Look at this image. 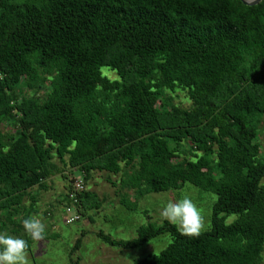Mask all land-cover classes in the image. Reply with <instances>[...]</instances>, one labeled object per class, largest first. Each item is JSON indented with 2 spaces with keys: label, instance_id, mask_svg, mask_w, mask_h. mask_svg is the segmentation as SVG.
<instances>
[{
  "label": "trees",
  "instance_id": "16d2710c",
  "mask_svg": "<svg viewBox=\"0 0 264 264\" xmlns=\"http://www.w3.org/2000/svg\"><path fill=\"white\" fill-rule=\"evenodd\" d=\"M175 94L189 107L174 105ZM263 125L264 0H0L7 218L68 168L69 189L83 185L79 220L100 205L85 186L95 171L122 174L121 189L137 200L190 184L218 197L207 231L189 237L164 220L131 240L102 231L99 239L134 250L170 236L160 254L134 264H261ZM21 224L12 219V232Z\"/></svg>",
  "mask_w": 264,
  "mask_h": 264
},
{
  "label": "rangeland",
  "instance_id": "374dc122",
  "mask_svg": "<svg viewBox=\"0 0 264 264\" xmlns=\"http://www.w3.org/2000/svg\"><path fill=\"white\" fill-rule=\"evenodd\" d=\"M108 74L111 78L115 76L112 73ZM173 102L177 106L189 107L183 94H175ZM3 130L7 133L12 132L11 127L6 125ZM260 141L264 145V125L262 126ZM59 166L61 167V165ZM70 173L68 168L64 174H55L56 177H53L55 183L50 186L52 189L37 196V201L41 204L47 203V201L50 204L47 203V205L41 207L39 217L44 214L45 218L43 219L50 218L52 220L56 215L55 220L59 231H55L58 233L55 236L54 234L53 236L48 234L44 235L42 240L31 241L32 245L30 251H28L29 264H72V262L79 264H134L136 259L158 255L170 243L168 234H162L145 246L134 250L108 245L99 239L98 234L102 231L116 240L134 239L137 237L139 227L147 225V223L161 224L164 221L160 216L162 206L169 200H175L184 194L192 197L205 216V228L202 232L207 231L211 226L212 208L216 199L213 198L210 192L186 184L178 191L152 193L137 200L132 192L121 189L119 181L123 177L122 174L115 176L97 171L92 172L93 176L88 182H85V186L87 187L88 183L91 192L95 193L97 192L94 188L98 189L99 208L87 211L88 214L83 213L78 222L67 225L64 222L66 217L64 205L66 201L63 197L67 193L69 198L74 192L73 189H69L70 184L72 186ZM76 175L78 177L80 174L77 173ZM114 184L117 186H114ZM124 195L127 202L130 201L132 208L129 207L130 203L123 205V202H121L125 198ZM28 199L25 202L26 208H29L30 205ZM53 202L56 205H52ZM50 206L53 209H47ZM45 212L48 218H46ZM7 213V209L0 210V230L12 235V228L15 227L12 225V219L21 223L22 218L27 216V213H19L17 217L14 215V218H7ZM34 213L31 211L29 216ZM235 218V215H230L226 223L233 222ZM78 238H82V244L79 249L74 251L73 247ZM261 264H264V251Z\"/></svg>",
  "mask_w": 264,
  "mask_h": 264
},
{
  "label": "clouds",
  "instance_id": "9594fccd",
  "mask_svg": "<svg viewBox=\"0 0 264 264\" xmlns=\"http://www.w3.org/2000/svg\"><path fill=\"white\" fill-rule=\"evenodd\" d=\"M212 195L214 199H218L215 194ZM160 216L189 237L200 235L205 228V216L188 194L166 202L161 208ZM21 223L25 235L35 241L43 239L45 224L37 215L24 218ZM27 247L25 239L0 230V264H29Z\"/></svg>",
  "mask_w": 264,
  "mask_h": 264
},
{
  "label": "crops",
  "instance_id": "0c3cea01",
  "mask_svg": "<svg viewBox=\"0 0 264 264\" xmlns=\"http://www.w3.org/2000/svg\"><path fill=\"white\" fill-rule=\"evenodd\" d=\"M53 177H56V175H54V176H52L51 177V179L50 180H48V182H47V184H48V186H47V189H45V190H39L38 188H36V189H34V190H32V192H31V195L33 194V195H36V196H39V195H41L42 193H46V192H48V190L49 189H52L50 186L51 185H53L55 182L53 181ZM94 186H96V185H94ZM87 189H88V191H91L90 189H89V186H88V183H87ZM94 190L97 192L96 194H97V196H98V199H99V191H98V189L95 187L94 188ZM53 197V196H52ZM27 198H29L28 200H30V205H29V208H26V206L24 207V209H23V213L25 214V213H27V216H24L23 218H22V220L24 219V218H27V217H29V215H30V213H29V209H31L30 208V206H32V207H34L35 209V213L33 214V215H38L39 214V210L41 209V207L42 206H45V205H47V203L49 204V202L47 201V203H43V204H41L39 201H37V198H36V200H32V199H30V197H27ZM27 198H25V202H26V199ZM103 198V197H102ZM101 199V198H100ZM24 202V203H25ZM58 204V203H57ZM50 205V204H49ZM52 205H56V203H52ZM53 209L51 206L49 207V208H47V209ZM59 208V207H58ZM45 216H46V212H45ZM38 217H39V215H38ZM55 217H56V215L52 218V220L50 219V218H48V216H46V218H48V219H43V218H45L44 217V214H42V216L41 217H39L40 219H41V221H42V223H44L45 224V233H44V235H48V234H51L52 236H53V234H54V236L56 235V234H58V233H56L55 231L56 230H58V226L56 225V220H55ZM66 218V217H65ZM64 218V219H65ZM15 222H17V221H15ZM65 222V221H64ZM66 224V223H65ZM21 227H22V224H21ZM16 231H14L13 230V232H12V235L13 236H17V237H20V238H26V236L27 235H25V233H24V230H23V227H22V230H20V229H18V228H16L15 229ZM59 231V230H58ZM52 238V237H51Z\"/></svg>",
  "mask_w": 264,
  "mask_h": 264
},
{
  "label": "built area",
  "instance_id": "2783aa9c",
  "mask_svg": "<svg viewBox=\"0 0 264 264\" xmlns=\"http://www.w3.org/2000/svg\"><path fill=\"white\" fill-rule=\"evenodd\" d=\"M74 192L70 195V200H74L71 206L65 207V213H66V219L65 223L67 225H71L79 220L80 216L79 214L74 210L75 205L78 203V200H76L75 192L83 190V185L81 183H76ZM77 190V191H76Z\"/></svg>",
  "mask_w": 264,
  "mask_h": 264
},
{
  "label": "water",
  "instance_id": "95a60500",
  "mask_svg": "<svg viewBox=\"0 0 264 264\" xmlns=\"http://www.w3.org/2000/svg\"><path fill=\"white\" fill-rule=\"evenodd\" d=\"M243 4L248 5V6H253L259 4L262 0H239Z\"/></svg>",
  "mask_w": 264,
  "mask_h": 264
}]
</instances>
